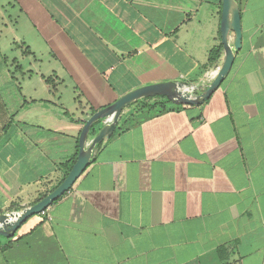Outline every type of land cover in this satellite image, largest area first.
I'll list each match as a JSON object with an SVG mask.
<instances>
[{"label":"crops","instance_id":"0c3cea01","mask_svg":"<svg viewBox=\"0 0 264 264\" xmlns=\"http://www.w3.org/2000/svg\"><path fill=\"white\" fill-rule=\"evenodd\" d=\"M236 1L241 47L220 88L124 109L70 191L0 240V264H264V0ZM220 19L221 0H0V30H27L0 47V214L65 178L89 108L208 84Z\"/></svg>","mask_w":264,"mask_h":264},{"label":"water","instance_id":"95a60500","mask_svg":"<svg viewBox=\"0 0 264 264\" xmlns=\"http://www.w3.org/2000/svg\"><path fill=\"white\" fill-rule=\"evenodd\" d=\"M219 32L223 49L222 63L201 92H187L185 89L190 87V84L182 82L147 85L125 94L112 105L91 115L82 127L78 138V154L65 178L34 205L19 212L0 214V237L13 238L29 218L42 214L70 191L90 164L93 151L98 146H104L112 137L124 109L140 101L156 97H164L175 106H199L206 102L228 76L234 56L241 47L240 12L236 0H221ZM94 126L98 127L95 129Z\"/></svg>","mask_w":264,"mask_h":264},{"label":"trees","instance_id":"16d2710c","mask_svg":"<svg viewBox=\"0 0 264 264\" xmlns=\"http://www.w3.org/2000/svg\"><path fill=\"white\" fill-rule=\"evenodd\" d=\"M216 56V51L215 50H212L210 52V57H209V60L211 61L213 59V57ZM153 99V98H152ZM152 101L151 99H147V100H143V101H140L138 103H136L135 106L139 107L140 108V111H147L148 113L150 112V110H153L154 111V108L155 107H159V108H162L164 106V104L169 103V101H167L164 97H156L154 101ZM149 103V104H148ZM97 111H95L93 108H89L88 112L86 115H93L94 113H96ZM84 123V121H83ZM75 162V159L72 160L67 166H66V170L69 172V170L71 169L72 165L74 164ZM41 200V199H40ZM39 200V201H40ZM34 232V230H31L28 234L24 235V236H21L19 239H24L26 238L27 236L31 235L32 233ZM1 238V237H0ZM10 247V244L2 247L0 245V251L4 252L6 251L7 249H9Z\"/></svg>","mask_w":264,"mask_h":264},{"label":"rangeland","instance_id":"374dc122","mask_svg":"<svg viewBox=\"0 0 264 264\" xmlns=\"http://www.w3.org/2000/svg\"><path fill=\"white\" fill-rule=\"evenodd\" d=\"M1 31H2V29L0 30V32ZM2 32H3L2 35H0V47H1V49H6V47L8 46V43L11 44L14 41L17 42L18 39L20 38V35L23 32H27V30H26L25 25H21V27L18 30H13L12 28H8L7 30H4ZM198 91L201 92V89H199ZM131 110L133 111V109H131ZM131 112H130V114H131ZM0 240L4 241L5 239L0 238Z\"/></svg>","mask_w":264,"mask_h":264},{"label":"built area","instance_id":"2783aa9c","mask_svg":"<svg viewBox=\"0 0 264 264\" xmlns=\"http://www.w3.org/2000/svg\"><path fill=\"white\" fill-rule=\"evenodd\" d=\"M214 74L215 73H213L212 78H213ZM203 84H204V82H202L200 84H193V85H190V87L186 88L185 90L187 92H189V93H191V92H197L199 89L202 90L204 88V85ZM131 114L132 115L141 114L140 108L135 106ZM44 213H45V211L42 214H44Z\"/></svg>","mask_w":264,"mask_h":264}]
</instances>
